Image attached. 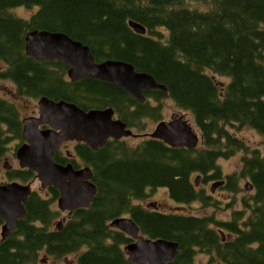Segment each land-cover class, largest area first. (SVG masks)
Returning a JSON list of instances; mask_svg holds the SVG:
<instances>
[{"label": "trees", "instance_id": "1", "mask_svg": "<svg viewBox=\"0 0 264 264\" xmlns=\"http://www.w3.org/2000/svg\"><path fill=\"white\" fill-rule=\"evenodd\" d=\"M18 8L34 12L22 18L14 12ZM130 21L146 34H137ZM33 30L64 33L88 46L96 62L129 63L168 91H145L146 101L139 102L103 80L71 82L66 65L26 55ZM0 63V79L15 84L18 98L64 100L85 111L112 108L138 133L147 120L163 121L164 102L171 100L193 116L202 137L196 149L148 137L134 145L111 140L98 150L73 143L72 158L67 145L55 161L90 167L95 199L58 229L59 191L34 189L27 216L5 241L0 237V264H135L124 252L133 240L110 226L123 217L146 238L178 243L179 254L168 264H194L198 253L219 264H264V155L234 132L250 128L264 141V0H0ZM214 76L230 82L219 86ZM22 119L14 102L0 98V163L24 143ZM241 152L239 171L224 175L219 161ZM195 175L204 184L226 181L221 188L232 195L244 191L242 181L254 189L229 220L144 205L149 191L166 189L179 209L195 203L218 207ZM35 179L32 170L13 167L2 180Z\"/></svg>", "mask_w": 264, "mask_h": 264}, {"label": "water", "instance_id": "2", "mask_svg": "<svg viewBox=\"0 0 264 264\" xmlns=\"http://www.w3.org/2000/svg\"><path fill=\"white\" fill-rule=\"evenodd\" d=\"M129 26L140 35L146 34L142 25L130 21ZM26 55L39 61H59L69 67L68 77L76 82L81 79H99L127 91L139 102L146 100L144 91L163 90L147 73L137 72L129 63L116 60L96 62L88 46L60 32L33 30L26 36ZM221 85V84H219ZM39 116L23 120L25 143L16 151L21 169L36 173L41 188L54 187L60 193L58 208L71 215L81 208H89L98 189L90 167L75 168L55 162V153L68 142L85 143L93 150L104 147L110 140L138 137L128 125L115 117L112 108L85 111L64 100L55 101L47 97L39 100ZM146 136V135H144ZM173 148L196 149L201 137L185 120V116L170 122L159 123L149 135ZM7 169V163L4 165ZM1 174V167H0ZM200 179L197 177L196 182ZM224 185L217 181L211 191ZM251 182L245 189L253 190ZM32 192V184L19 182L0 183L1 239L5 241L17 228V222L27 216L26 202ZM148 207H156L154 203ZM63 222H59L61 227ZM133 240L124 247L128 259L135 264H168L179 254V245L165 239H149L141 235L140 228L131 218H118L111 225Z\"/></svg>", "mask_w": 264, "mask_h": 264}, {"label": "rangeland", "instance_id": "3", "mask_svg": "<svg viewBox=\"0 0 264 264\" xmlns=\"http://www.w3.org/2000/svg\"><path fill=\"white\" fill-rule=\"evenodd\" d=\"M15 14L17 16H20L22 18H29L33 12L26 8H18L15 11ZM4 65L0 63V69L3 68ZM217 81L224 82L225 84L229 83L230 79L225 77H219L216 76ZM0 98H4L8 101L14 102L17 107L19 108L20 114L22 118H29L37 116L36 112H38V101L31 98H18L17 97V88L15 84L8 80L0 79ZM185 114L186 119L188 120L189 124L193 126V129L195 132L198 133L200 136V132L196 127V124L194 122L193 116L188 113L184 112L182 110H179L174 103L171 100H166L164 102V119L170 120L173 116H180L181 114ZM145 131L138 133L137 131L133 130L135 134H138V137H132L128 138L127 140L131 144H137L139 143L143 137H145V134L152 133L157 126V123L147 120L145 123ZM236 135L240 138H242L247 144L249 145L250 149L258 148L262 154L264 155V141L263 138L254 130L250 128H243L241 130H234ZM74 147V144L71 143L67 148L64 149V151L72 152V149ZM245 152H241L237 155H235L232 158L229 159H221L219 161V164L221 166V169L223 171L224 175H231L235 171H239L242 164V158H244ZM8 162V166L19 168V162L15 156L9 155L5 160H3L0 165L3 167L5 162ZM4 174V170L2 171ZM199 177L198 175H195L193 177V180L197 179ZM3 178L0 177V182L2 183ZM198 187L201 189L204 188L209 194V196H213L212 202H217V206H208L204 207L200 203H195L190 206H185L183 209H179V206L172 202V200L169 197V194L166 189H157L156 191L152 192L149 191L150 197L146 200L144 205H148L150 203H154L158 210L163 211L165 213H175V212H181V213H187V214H193L197 216H214L215 218L219 220H229L231 218V215L234 211L240 210L244 206V201H246L247 196L250 195L251 192L244 189V191L239 192V194L232 195L227 193L226 190L222 189L221 187H217L215 189V192H211V187L213 185L212 181L209 183L204 184L202 179L200 178L198 181ZM247 181H242L241 186L244 188ZM32 189L40 190L41 184L38 180H35L32 183ZM56 208L57 203L55 204ZM62 216L58 220H62L68 216L67 213H61ZM0 237H1V229H0ZM76 255L69 256V262L75 260ZM63 263L64 261H60ZM41 264H53V261L48 260L46 262H41ZM194 264H219L217 260L212 261V258L206 254L198 253L195 258Z\"/></svg>", "mask_w": 264, "mask_h": 264}, {"label": "flooded vegetation", "instance_id": "4", "mask_svg": "<svg viewBox=\"0 0 264 264\" xmlns=\"http://www.w3.org/2000/svg\"><path fill=\"white\" fill-rule=\"evenodd\" d=\"M36 114L38 115V112H36ZM64 145H65V144H64ZM67 153H68V155L70 156V154H69L68 151H67ZM6 163H7V162H5L4 165H5ZM68 163H69V162H68ZM4 165H3V166H4ZM7 167H9V166H8V163H7Z\"/></svg>", "mask_w": 264, "mask_h": 264}, {"label": "bare ground", "instance_id": "5", "mask_svg": "<svg viewBox=\"0 0 264 264\" xmlns=\"http://www.w3.org/2000/svg\"><path fill=\"white\" fill-rule=\"evenodd\" d=\"M112 84V83H111Z\"/></svg>", "mask_w": 264, "mask_h": 264}]
</instances>
